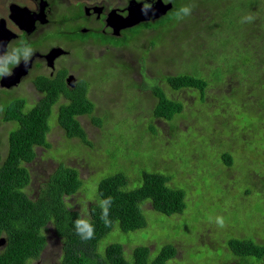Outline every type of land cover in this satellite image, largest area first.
Wrapping results in <instances>:
<instances>
[{"label": "rangeland", "instance_id": "374dc122", "mask_svg": "<svg viewBox=\"0 0 264 264\" xmlns=\"http://www.w3.org/2000/svg\"><path fill=\"white\" fill-rule=\"evenodd\" d=\"M250 1L258 6L252 17L243 8ZM187 8V21L161 37L148 35L143 44L133 46V52L117 50L114 59L102 65L83 60L88 64L74 67L78 81L90 83L89 98L95 104L92 115L79 118L89 144L67 138L58 123L59 102L49 119L48 147H37L36 159L27 165L31 184L26 193L38 198L61 164L75 168L83 187L66 202L86 220L102 179L124 174L127 190H134L142 186L144 172L163 174L172 188L185 191L184 214L168 217L146 201L141 209L147 227L124 233L116 225L99 251L120 243L131 260L136 247H146L153 261L171 245L177 254L167 264H240L224 241L251 239L264 244V93L256 95L250 89L254 84L246 71L230 75L234 55L226 50L238 51L241 63L248 64L249 51L241 46L252 33L244 34L242 26L256 27L258 20L264 26V0H196ZM236 31L235 37L229 34ZM111 61L129 69L109 66ZM198 69L202 76L197 77L208 76L210 83L203 94L193 89L174 91L165 80ZM223 75L228 76L220 81ZM156 86L184 105L173 121L155 117ZM233 91L245 100L231 101ZM224 153L232 155V167L223 161ZM45 236L48 246L37 260L55 264L62 243L52 227Z\"/></svg>", "mask_w": 264, "mask_h": 264}, {"label": "trees", "instance_id": "16d2710c", "mask_svg": "<svg viewBox=\"0 0 264 264\" xmlns=\"http://www.w3.org/2000/svg\"><path fill=\"white\" fill-rule=\"evenodd\" d=\"M243 8H246L251 17L258 12V6L254 3H243ZM175 18L187 21L188 14ZM173 23L168 22V25L160 26L154 31L161 30L158 33V37H161L163 32L170 31L167 28ZM224 31L227 33L228 28ZM242 31L244 34L252 33L251 39L242 42L244 45L241 46L249 51L248 64L241 63L238 51L227 48L226 51L234 55L229 72L236 77L246 71L254 84L250 89L255 90L256 95H262L264 26L258 20L256 27L245 24ZM238 33L239 31L229 34L235 37ZM259 33L263 36H258ZM135 34L138 35V32ZM254 37L257 40L251 42ZM246 42L250 44V50ZM205 66L209 67L208 64ZM191 73L166 77L165 80L174 91L193 89L205 93L210 86L208 76L201 78L197 77L202 76L201 72L197 71L195 75ZM227 76L223 75L219 80H226ZM39 88L44 96L33 108L26 109L24 101H14L4 109L5 119L16 122L17 126L10 135L7 161L0 170V228L5 230L9 239V248L0 257V264H29L31 259L40 258L48 246L45 231L49 227L54 229L55 236L62 243L60 259L55 264H167L174 259L177 249L171 245L164 246L153 261H150L151 251L146 247H136L132 251V261L126 258L127 255L125 257V247L120 243L107 246L104 253L99 251L101 241L116 225L124 233L147 227L141 209L146 201L151 202L155 211L168 217L184 214L187 208L185 191L172 188L169 185L170 179L163 174L144 172L142 186L134 190H127V178L124 174L102 179L95 203L88 207L90 218L86 220L79 212L70 210L66 202V197L76 195L83 187L80 173L75 168L61 164L36 199L30 198L25 192L31 184V174L25 164L36 159L37 147H48L47 138L51 130L49 119L60 99L66 97L68 101L59 107V125L65 130L68 139L81 140L85 145L89 141L79 118L92 115L95 111V104L89 98V82L80 81L74 89H69L60 81H43ZM153 90L157 99L154 113L156 118L173 121L177 115L182 114V102L173 100L159 86ZM238 100L245 98L233 91L231 101ZM222 158L228 167L233 166L234 160L230 153H224ZM223 246L227 247L229 255L235 256L240 264H263L264 244H259L256 240L231 239L224 241Z\"/></svg>", "mask_w": 264, "mask_h": 264}, {"label": "flooded vegetation", "instance_id": "af4514ba", "mask_svg": "<svg viewBox=\"0 0 264 264\" xmlns=\"http://www.w3.org/2000/svg\"><path fill=\"white\" fill-rule=\"evenodd\" d=\"M158 1L173 5L166 16L133 28H121L131 7L152 8ZM193 3L196 0H0V35L4 37L0 42V170L7 161L9 138L17 126L16 122L5 119V107L14 101H24L26 109L33 108L44 96L39 88L43 81H60L74 89L79 83L73 74L75 66L90 61L102 65L113 60L117 50L133 52V45L136 48L148 35L161 32L153 29L160 23L163 26L174 22L167 30L178 28L182 20L169 18L176 13L184 14L181 9ZM29 47L32 53L25 59L24 52ZM17 48L20 49L19 63L15 65L8 57L15 55ZM55 50L60 54L51 60L50 55ZM24 65L28 68L27 75L12 86H5L4 79ZM110 65L129 69V65H117L114 61ZM198 72L201 71L198 69ZM69 76L77 80L74 88L67 82ZM67 101L66 97L60 99L61 104ZM31 104L34 105L31 107ZM8 245V235L0 228V257L7 252ZM35 261L41 264L37 259H31L29 264Z\"/></svg>", "mask_w": 264, "mask_h": 264}, {"label": "water", "instance_id": "95a60500", "mask_svg": "<svg viewBox=\"0 0 264 264\" xmlns=\"http://www.w3.org/2000/svg\"><path fill=\"white\" fill-rule=\"evenodd\" d=\"M172 4H164L162 1H158L152 8H144L143 6H137V7H131L130 8V15L128 18L124 19L123 25L121 28H127V27H134L140 23L148 22L151 19L157 20L162 18L163 16H166L167 13L172 9ZM119 30V27L117 28ZM4 37L0 35V42L2 41ZM7 38V37H6ZM7 42L4 41V44ZM1 46V45H0ZM58 51H53L50 55V59L53 60L56 57L59 56ZM27 66L24 65L22 67H18L13 76H10L6 79H4L5 86H12L13 84H16L20 81L21 78L27 75ZM67 82L70 87L74 88L76 85V78L75 76H69L67 78Z\"/></svg>", "mask_w": 264, "mask_h": 264}, {"label": "clouds", "instance_id": "9594fccd", "mask_svg": "<svg viewBox=\"0 0 264 264\" xmlns=\"http://www.w3.org/2000/svg\"><path fill=\"white\" fill-rule=\"evenodd\" d=\"M181 12H183L185 15H187V14L190 13V9L187 8V7H184V8L181 9ZM21 42H23V41H21ZM19 52H20V49L17 48V49H15V53H16V54L13 55V56L8 57V60H9L12 64H15V65H16V64L19 63V56H18V53H19ZM31 53H32V48H31V47H29L28 49H26L25 52H24L25 59H27L28 56H29ZM0 74H2V72H0Z\"/></svg>", "mask_w": 264, "mask_h": 264}, {"label": "bare ground", "instance_id": "6f19581e", "mask_svg": "<svg viewBox=\"0 0 264 264\" xmlns=\"http://www.w3.org/2000/svg\"><path fill=\"white\" fill-rule=\"evenodd\" d=\"M131 28V27H130ZM133 28V27H132ZM124 29H127V28H124Z\"/></svg>", "mask_w": 264, "mask_h": 264}]
</instances>
